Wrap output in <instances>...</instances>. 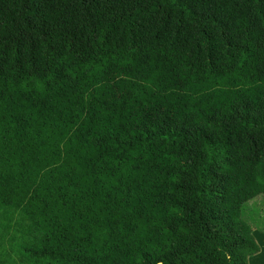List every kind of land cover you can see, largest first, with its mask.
Masks as SVG:
<instances>
[{"label": "trees", "instance_id": "obj_1", "mask_svg": "<svg viewBox=\"0 0 264 264\" xmlns=\"http://www.w3.org/2000/svg\"><path fill=\"white\" fill-rule=\"evenodd\" d=\"M256 198L264 0H0V264H248Z\"/></svg>", "mask_w": 264, "mask_h": 264}, {"label": "rangeland", "instance_id": "obj_2", "mask_svg": "<svg viewBox=\"0 0 264 264\" xmlns=\"http://www.w3.org/2000/svg\"><path fill=\"white\" fill-rule=\"evenodd\" d=\"M259 200L260 199L256 198L250 202V205L252 203H254V204H252V206H251V211H250V213H248L250 215H248L247 219L253 223L254 228H260V229L264 230V203H263L264 201L261 202L262 203L261 204V203H259ZM256 230H259V229H256ZM248 264H249V262H248Z\"/></svg>", "mask_w": 264, "mask_h": 264}, {"label": "crops", "instance_id": "obj_3", "mask_svg": "<svg viewBox=\"0 0 264 264\" xmlns=\"http://www.w3.org/2000/svg\"><path fill=\"white\" fill-rule=\"evenodd\" d=\"M253 235L258 242L259 251L248 258L249 264H264V234L259 230H253Z\"/></svg>", "mask_w": 264, "mask_h": 264}]
</instances>
